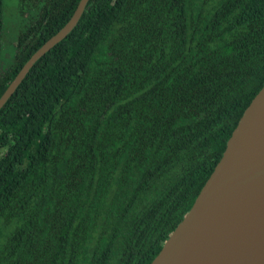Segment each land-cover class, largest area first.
I'll return each mask as SVG.
<instances>
[{"label": "trees", "instance_id": "16d2710c", "mask_svg": "<svg viewBox=\"0 0 264 264\" xmlns=\"http://www.w3.org/2000/svg\"><path fill=\"white\" fill-rule=\"evenodd\" d=\"M80 0H0V97ZM264 84V0H88L0 109V264H150Z\"/></svg>", "mask_w": 264, "mask_h": 264}, {"label": "water", "instance_id": "95a60500", "mask_svg": "<svg viewBox=\"0 0 264 264\" xmlns=\"http://www.w3.org/2000/svg\"><path fill=\"white\" fill-rule=\"evenodd\" d=\"M88 0L23 65L0 109L35 62L76 26ZM150 264H264V84L243 111L194 203Z\"/></svg>", "mask_w": 264, "mask_h": 264}]
</instances>
